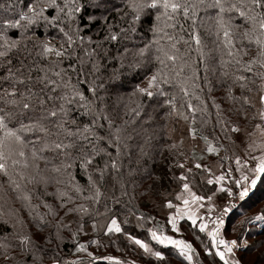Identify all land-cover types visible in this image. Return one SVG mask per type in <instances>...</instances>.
Returning a JSON list of instances; mask_svg holds the SVG:
<instances>
[{
    "label": "snow or ice",
    "instance_id": "1",
    "mask_svg": "<svg viewBox=\"0 0 264 264\" xmlns=\"http://www.w3.org/2000/svg\"><path fill=\"white\" fill-rule=\"evenodd\" d=\"M122 5L117 7L111 0H31L26 5L23 0H12L9 5L12 15L0 17V178H3L0 191L4 192L0 199H7L4 188L7 184L15 193V199L27 210L29 218L25 221L15 209L10 208L7 214L0 209V227L11 229L0 236V257L4 264H43L45 256L51 264H63L59 244L63 242L62 230L70 227L64 223V217L69 214L79 216V226L73 236L82 230L84 217L92 218L95 230L96 219L93 217L102 215L98 207L102 200L105 213L110 212L102 188L107 190L111 185L115 191L118 187L123 197L128 194L129 182L133 188L138 186L135 175L140 171L139 166L143 165L144 175H151L147 162L151 158L152 142L157 138L153 126L165 108L168 109L164 112L165 120L174 116L190 121L189 135L193 140L202 139L208 153L228 150L216 135L217 127L229 140L231 134L243 131L232 121V116H236L237 121L259 118L261 123L255 128L264 132V0H122ZM113 12L115 14L109 20ZM205 19L211 21L207 31L214 37L215 57L211 49L206 51L201 34ZM237 20L242 23H236ZM98 21L102 22L99 32L104 35L94 40L90 31ZM146 22L147 29L142 31ZM37 27L56 30L61 36L59 46L51 42L54 37L41 39L36 34ZM10 30L17 31L18 35L13 38ZM245 43L257 49L246 61L242 59L248 54ZM106 44L118 45L115 56L104 47ZM181 45L185 47L183 52ZM108 60H118L122 68L146 74L147 86L137 85L132 93L142 99L132 101L134 107L128 112L135 121V136L143 141L139 145L132 143L134 136L128 133L129 121L122 126L113 125L102 115L103 109L97 108V101L102 104L105 99L98 92L108 91V85L101 82L97 74L101 62ZM257 67L260 70H256ZM217 71L219 77L213 84L209 72L215 75ZM257 79L260 80L258 86ZM225 84V98L237 105L227 110L211 96L214 88ZM167 88L179 89V108L177 95ZM234 88H239V96L233 92ZM192 98L199 102L197 106L193 105ZM206 98L211 99V107L217 110L211 139L209 135L198 137L194 126L198 112L203 124H207L212 116ZM257 105V111L250 115L248 109ZM184 108L188 114L181 111ZM86 117L90 118V123H78ZM100 119L107 120V129L98 123ZM167 147L174 148L175 144ZM134 152H137V168L131 164ZM244 152L246 158L235 157V171L240 175L232 179L240 201L250 195L264 174V143L253 141L247 144ZM257 152L258 155L254 154ZM125 160L129 161L127 171ZM179 167L183 168L184 163ZM194 167L203 168L209 174L212 172L208 164L197 162ZM244 169L252 173L251 178ZM187 171L191 173L192 169ZM232 171L228 169L229 175ZM81 174L86 178V185L77 179ZM226 178L221 173L215 176V183ZM180 179L188 198L183 193L177 197L182 199L183 207L179 203L174 205L171 200L166 202L169 209H176L175 215L169 217L172 228L176 229L180 217L187 216L192 225L199 219V231L211 237V244L206 246V252L213 257L209 264H217L216 257L223 264H240L239 260L226 259V255L241 248L239 236L229 240L219 235L228 214L238 205L229 200L219 206L212 219L211 213L216 207L213 196L196 195L185 173L180 174ZM213 183L210 176L207 184ZM28 185L42 186L43 196L52 197L55 203L36 195L37 188ZM52 185H55L54 191L48 192ZM149 188L155 191L153 186ZM221 191L233 196L232 187ZM84 192L88 194L83 195ZM34 195L39 203H33ZM78 199L82 202L76 203ZM111 199L119 205L120 200L115 196ZM205 199L209 202L207 221L190 207H203L201 202ZM41 205L44 212L40 211ZM118 215L111 214L104 225L106 233L123 232ZM49 216L52 219H48ZM253 220L264 223V211L245 217L240 224ZM45 228L47 232H44ZM37 232L44 233L43 242L34 239ZM149 232L152 240L160 245H175L181 256L192 261L191 243L151 229ZM127 235L145 252L150 251L144 240L130 233ZM253 246L244 241V248ZM76 250L86 251V246L77 243ZM153 254L157 258L163 255L160 251ZM104 259L116 258L108 256Z\"/></svg>",
    "mask_w": 264,
    "mask_h": 264
},
{
    "label": "trees",
    "instance_id": "2",
    "mask_svg": "<svg viewBox=\"0 0 264 264\" xmlns=\"http://www.w3.org/2000/svg\"><path fill=\"white\" fill-rule=\"evenodd\" d=\"M31 2V1H29ZM112 4H114L117 7H122V0H111ZM91 11V9H89ZM10 13H12L10 11ZM50 15L53 13H49ZM115 13L109 15V20H111L112 15ZM97 16H99V13H96ZM201 17H204V13H200ZM101 21H98L96 24L92 25L90 34L92 35L93 39H99L104 35L103 32H99ZM211 23V21H208L205 19L204 28L201 29V34L204 36V44L206 45V51L208 49L212 50V54L215 57V45L213 43L214 37L211 36L208 31V25ZM236 23H242L241 21L237 20ZM246 26V25H245ZM147 29V22L144 25V29L142 31H146ZM36 34L43 39L47 34L44 32V30L41 29H35ZM99 32V35L97 33ZM51 37H54V35L57 38H61L60 34L53 29L51 32ZM10 35L15 38L16 35H18L17 31L10 30ZM150 38V37H149ZM58 46V45H57ZM104 47L108 48L111 52L112 56H115L117 54V48L118 45L114 44H106ZM239 47V45H238ZM244 47L247 48V55H243V60H248L251 56H254L256 54V47L251 46L248 47L245 43ZM181 51H185V47L181 45ZM218 58V57H217ZM215 63V61H213ZM211 67V65H210ZM256 70H260L258 67ZM201 74H203L201 70ZM100 77V81L108 85V91H99L98 95L101 97H105L102 104L97 101V108L103 109L102 115L107 116L108 120H111L113 125H124L125 121H129L128 124V133L130 135L134 136V139L132 141L133 145H139L143 143L142 139L140 137L135 136V133L133 132V125L135 123L134 118L128 114L129 109L134 107V104L132 101L137 99H142L138 96H132V93L137 85L140 86L142 82H146V74L143 72H136V71H130L127 67H121L120 62L117 60L113 62L112 60L108 61H102L99 73L97 74ZM210 79L212 80L213 84H216L217 77H219V71L216 72L215 75H212L211 72H209ZM110 77H113L110 79ZM73 81L75 82V76H73ZM147 83V82H146ZM260 84V80H256V85L258 86ZM227 88V84H225L223 87H217L214 88L211 96L215 97L216 103L221 105V108L224 110H227L229 107H236L237 105H233L231 101L225 98V91ZM167 91L170 93H173L177 95L178 97V108H179V98L181 96L179 89H173V88H167ZM233 92L235 95H240L239 88H234ZM253 92L255 93V86L253 87ZM89 99H93V97L89 96ZM206 102L208 104V112L212 114L211 118L209 119L207 124H203V120L200 116V113L198 112L197 120L195 123V127L198 130V137L200 135H209V138L211 139V133L213 131V125L215 124V113L216 109L211 107V99L206 98ZM192 103L194 106H197L199 102L192 98ZM75 107V106H73ZM259 108V105H257L256 108H250L248 109L250 115L254 114L257 109ZM168 109H164V111H161L159 113L158 123L154 125L153 127L157 130V138L153 140L152 147H151V158L148 159L147 162V168L149 169L151 175L147 176L144 175L143 172V165L139 166L140 171L136 173L135 175V183L138 185L137 187L133 188L132 183L129 182L128 186V194L126 196H121V192L119 188L117 187L115 191L112 190L111 185L108 186V189L105 190L102 188V191H105V197L107 198V207L110 209L111 213H119L117 216L118 222L121 224V227L123 229L122 233H106V230L104 228V224L102 226H99L98 224V217H94L96 219V228L93 230L92 227H86L84 229V225L82 230L76 235L73 236L71 242H68L66 238L64 239V242L62 244V249H68L70 253L72 251H76V246L73 243H83L82 239L83 237L88 238V241H96L95 243L89 242V244L86 246V257H82V260L88 259L89 261L82 264H123L124 261H118V260H112V261H103L100 260L101 256L99 254V258H92V255L95 253V251L104 250V248H111L115 249L114 245L112 244L113 241L116 242L117 246V252H120L123 256L127 255V253L135 252V254L138 257H144V255L141 254L139 250V246L135 247V243L133 245L126 243V237L128 233H130L132 236H136L139 239H143L148 241L147 243L153 244L151 239V233L149 234V229H153L152 231L158 230L160 232L168 231L173 232L171 224H169L167 217L161 213V202L160 200L163 199L168 192L170 191H179L180 187L182 186V181L180 179V174L183 172V169L179 167V164H181L187 157L193 155H188V150L193 149L195 150L197 142H194L189 146L188 142H185L183 140H179L178 134L180 132H184L186 136L190 138V135L188 133V127L190 125V121H185L183 119H179L177 117H170L167 120L164 119V112ZM181 111L185 112V114H188V110L186 108L181 109ZM75 115H78V113H74ZM232 121L239 124L242 130H249L254 124L261 123L259 118L252 119L250 121L246 120H239L237 121L236 116H232ZM78 123L81 125L84 123H90V118L86 117L83 120H79ZM99 124H103L104 128H108V122L107 120L100 119L98 121ZM203 125V127H202ZM138 130V129H137ZM216 135L219 137L220 141L224 144H229L230 146L235 145V137L234 134H231V140L226 139L224 137V134L221 133L220 128L217 127L215 129ZM104 133L102 132L101 135ZM171 137V138H169ZM199 141H202V139H196ZM234 141V143L232 142ZM233 144H232V143ZM175 144L174 148L167 147L168 145ZM138 151V150H137ZM210 153L207 152L206 148H203V151H201V154H197L195 152V157H193V160L196 161H202L204 164H208L211 166L213 174H217L219 168H220V161L216 160L214 157L210 158ZM212 156V155H211ZM137 159V152H134L131 157V164L133 168H137L136 164ZM125 164V171H127V165L129 164L128 160L124 161ZM186 163H184L185 165ZM43 166V165H42ZM189 168L192 169L191 173L188 171H184L188 176V182L191 186V184H198L200 181L204 180L206 178L205 174L209 173L201 169H196L195 167H192L193 164L189 163ZM188 168V169H189ZM261 176H264L262 174ZM3 178H0L2 180ZM77 179L80 181L81 184L86 185L87 181L86 178L83 177V175H78ZM153 186L155 191L151 190L149 186ZM29 188H37V194L39 196H43V187L42 186H36V185H28ZM4 188L7 190V199H0V209L3 210L4 213H7V211L11 209L18 210L21 216L25 219V221H28V212L26 209L22 207V204L20 201L15 199V193L12 192V190L8 187L7 184L4 185ZM55 187H48L47 191L52 192L54 191ZM87 192H84L83 195H85ZM146 193V194H145ZM264 194V191H263ZM262 194V195H263ZM36 195L33 196V203H37ZM259 195V193L257 194ZM0 196H4V192L0 191ZM112 196H115L118 200H120L119 205L115 204L113 200L111 199ZM260 196L256 198L257 201L261 200L259 199ZM50 199H53L52 197H49ZM79 200V199H78ZM81 201V200H80ZM256 201V202H257ZM256 204V203H255ZM91 207H97L96 205H90ZM101 208V209H100ZM100 213L105 217V223L107 221L108 214L105 213V208L103 206V200L101 201V204L99 206ZM40 211L43 212V209L40 207ZM137 211V212H136ZM238 211V210H237ZM134 213H136L134 215ZM128 214V215H127ZM101 215V216H102ZM238 214L236 213V209L230 213L228 216L223 232L227 236L234 235L233 232L235 231L233 223L236 220V217ZM140 217L138 219L137 217ZM100 217V216H99ZM166 217V220H165ZM143 218V220H141ZM183 225L185 227V230L187 232H193L196 236H190V234H186L185 237L182 235L180 238L176 239H186L187 241H191L192 244H194L193 250H198L199 257L202 255L204 256L206 251H204L201 248V241L202 239V232L199 230H195L194 227H190L185 220L182 221ZM84 224L91 225L92 226V220L88 223H85V219L83 220ZM238 223V222H237ZM241 225V224H240ZM167 226V227H166ZM166 227V228H165ZM247 227V226H246ZM78 228V227H77ZM188 228V230H187ZM244 229V228H243ZM34 230V229H33ZM8 230V228H2L0 227V236H3L4 232ZM70 232L73 234L74 232H77V229L70 230ZM86 232V233H85ZM250 231L249 235L247 232L245 234L249 236V239H251V245H254L253 247H250V251H253L255 249H258L259 246L261 247V250L259 252L258 258L256 259L255 264H262L264 263V228L262 231H255L251 233ZM199 233V234H198ZM114 234V235H111ZM145 234V236H144ZM243 234V233H241ZM236 237L239 236L241 238V235L239 233L235 235ZM263 236V237H262ZM188 237H191L190 240H188ZM198 237V240H197ZM78 238V241L75 242V239ZM116 238V239H115ZM193 238V239H192ZM204 238V237H203ZM248 238V237H247ZM262 238L261 240H259ZM105 243L111 244L109 247H106ZM73 244V245H72ZM159 244L157 241H154V245ZM72 245V246H71ZM71 246V247H70ZM197 246L199 247L197 249ZM128 247V248H127ZM94 248V249H93ZM158 249L162 252V257L159 258L156 261H153L150 257L151 254L146 258L148 262H153L156 264H169V262H166L168 258H175L176 260H179V257H183L179 254V250L174 245H160ZM88 253H91L92 255H88ZM45 258V257H44ZM183 259H185L183 257ZM182 259V260H183ZM213 257H210V260H212ZM217 261V264H223L222 261H219V258H215ZM242 259V258H241ZM81 260V258H80ZM203 261V260H202ZM185 262H188L185 260ZM204 263L207 264V262L204 260ZM66 264V263H64ZM209 264V263H208Z\"/></svg>",
    "mask_w": 264,
    "mask_h": 264
},
{
    "label": "rangeland",
    "instance_id": "3",
    "mask_svg": "<svg viewBox=\"0 0 264 264\" xmlns=\"http://www.w3.org/2000/svg\"><path fill=\"white\" fill-rule=\"evenodd\" d=\"M29 1H31V0H23L25 5L27 3H29ZM10 3H12V0H0V17H8V16L12 15V13H10V10H9ZM36 29L44 30V32L47 34L48 37H51V34H52L51 32L53 31V29L45 30L43 27H37ZM60 41H61V38H57L54 35V39H52L51 42L53 44L59 46ZM146 82H142L140 84V87H146L147 86ZM255 125L256 124H254L249 130H243L240 134H234L235 145L230 146L229 144L224 143V145L227 146V149H228L227 151H225L224 149H221L219 154H216V153L208 154L210 158L214 157L216 160L220 161V165H219L220 168L218 170H216V171H218L217 174L211 173L209 175V177L207 176L208 174H205L206 178H204V180L200 181L197 185L196 184H191V186H190L192 188V191L195 192L196 195H204V196L212 195L213 196V203H214V205H216V207L214 208L213 212L211 213V218L212 219L215 218L217 212L219 211V206L220 205L226 204L229 200H231V198L234 195H236L237 198H238V195H237L238 189L232 183V179L233 178H239V175H240V173L238 171H235V169L237 167L236 163H235V157L237 155H240L242 157V159L246 158L244 149L247 146V144L253 143V141H255V143H264V132H262L261 130L256 129ZM262 127H264V125H262ZM249 134H251V135H249ZM178 138H179V140H183L185 142H188L189 146H191V144H193L194 142H197L195 150L190 149V148L188 150V152H189L188 155H193V157H195V152H197V154L199 156V154H201V151H203V148H206L205 144H204V141L203 142L199 141V140L192 141L186 136V134L184 132H180L178 134ZM190 138L192 139L191 136H190ZM197 139H199V138H197ZM241 141H244V143H241ZM254 154L258 155L259 153L257 152V153H254ZM193 157L189 156L182 162V163H186L184 165V167L182 168L183 172L188 170V168L190 167L189 163L193 164L192 167H194L195 163H197V162H199L201 164H204L202 161L193 160L192 159ZM249 164L251 165V161H249ZM229 168L233 169V171H232V173L230 175L228 173V169ZM244 170H245V173L247 175H249V177L251 178L252 173L247 171V169H244ZM221 173L225 174L226 177H228V178H226L225 180H223L219 184H217V183H215V179L214 178H215V176H218ZM210 176L214 180V183L211 184V185L207 184V179L210 178ZM249 183H250V181H249ZM49 187H53L54 188L55 185H52V186H49ZM228 187H232L233 188V196L232 197H229L226 191H221L222 189H226ZM263 191H264V176H261L257 180L256 188L252 189L250 195L247 198H245L244 201H240L239 204H237L238 206L235 208L236 209V213L238 214L237 215L238 217H236L237 221H235L233 223L234 228H235V231L233 232L234 235L227 236L223 232V228L224 227L221 229V232H220L219 235L221 237L227 238L229 240L237 238L235 235H237L238 233H239V235H241V238H240L241 248L237 249V250H234L233 254L226 255V259H229L230 261L233 260V259L239 260L240 264H255L256 263V259H260V258H258V255H257V254H259V252L261 250L260 246H259L258 249L250 251L249 250L250 248H247V249L244 248L243 244H244V241L247 240V243L249 245H251V243H250L251 239H249V236H247L245 234V232H247V234L249 235L250 231H252L251 233H253L255 231H259V230L262 231L263 228H264V223L253 220L251 223L240 225V221L244 220L245 217H252L253 214H259L262 211H264V194H263ZM181 193L184 194L185 198H188V194L184 193V190H183V188L181 186L179 191L178 190L177 191H170V192L167 193V195L163 199L160 200V202L162 203L161 204V213L167 217L168 222H169L170 215H175L176 209L175 208L169 209L167 207V203L166 202L168 200H171L174 205L179 203L180 206L183 207L182 199L181 200L177 199V197ZM258 193H259V195H257ZM87 194L88 193H86L85 195H87ZM258 196H260L259 199H261L259 201L256 200V198ZM42 198L47 200L49 203H53V204L55 203L54 199H50L48 196H42ZM81 202L82 201H80V200L76 201V203H81ZM37 203H39V200H37ZM201 203L203 204V207H198L196 205H191L190 207L192 208L193 211H195L197 213V215L199 217H203L207 221L209 219V213H208V210H207L209 202L207 201V199H205ZM40 207L43 209V212H44L45 209L43 208V205H41ZM100 209H99V211H100ZM8 211H7V213H8ZM7 213H5V214H7ZM241 213H243V215H241ZM107 214H108V217H107L106 223L110 220V216H111L112 213L109 212ZM135 214L136 213H134V215ZM61 215H63V213H61ZM105 217L106 216H104V215L98 217L99 226H102L103 224L104 225L106 224L105 223V220H106ZM166 217H165V220H166ZM137 218L140 219V217H137ZM48 219H52V218L49 216ZM84 219H85V223H88V222H90L92 220V218H89V217H84ZM141 220H143V218ZM183 220H185L190 227H194L195 230H199V223H200L199 219L197 220V224L196 225H192L191 220H189L187 218V216H184V217H180V218L177 219L176 229L172 228L173 232L170 233L168 231H163V232H160L158 230H155V231H157L158 233L165 234V235L173 236L174 239H176V237L180 238L182 235L185 237L186 234H190V236H196L195 234H193L192 231L191 232L190 231L187 232L185 230V227H184L183 222H182ZM78 221H79V216L77 214H69L68 216L64 217V223L65 224H69L70 227L64 228L62 230L63 242H64L65 238L67 239V240H65V242L66 241L71 242L70 240H72V239H70V238L73 237V234L70 232V230L77 229V227L79 226ZM83 225H84V229L86 227H92L91 225H87V224H84V223H83ZM8 230H10V232H11L10 228H8ZM151 230H153V229H151ZM187 230H188V228H187ZM34 231H35V229H34ZM47 231H48V229L45 228L44 232H47ZM241 233H243V234H241ZM149 234H150V232H149ZM43 235H44V233L37 232V234L34 236V239H37V240L43 242ZM111 235H114V234H111ZM144 236H145V234H144ZM202 236L204 238L202 237L203 241H201L200 245H201V248L204 251H206V246L211 244V237H209L206 232H203ZM125 237H126V241L125 242L128 243V244L133 245V242L128 238V235L125 236ZM190 239H191V237H188V240H190ZM261 239L262 238H260L259 240H261ZM141 240H143V239H141ZM183 240H185L188 243H191V241H187L185 238ZM197 240H198V237H197ZM76 241H78V238L75 239V242ZM82 241H83L84 245H87V244H89V242L91 240L88 241V238L83 237ZM144 241H145V243L148 242L146 240H144ZM63 242L59 244V254L61 256L63 264L64 263H66V264H82V263H86V262L89 261L88 259L82 260V257H86V253L84 251H79L78 252L76 250L75 252L72 251V253H70L69 252L70 249H68L69 247H67L66 249H62ZM152 243L153 244L147 243L149 245V248H150L149 252H145L139 245L135 244V247L139 246V250H140L141 254L144 255V257H147V256H149L151 254L152 257H150V258L153 261H156L159 258L155 257L153 253L156 252V251H160L158 249L159 244L154 245V241H152ZM73 244H75V246L77 245V243H73ZM112 244L114 245L115 249L104 248L103 252H102V250L95 251V253L92 255V258L95 259V256H96V258H99L101 256L100 260L112 261V260L104 259V257L111 256V257H115L116 258L115 260L124 261L123 264H156V263H153V262H148L146 260V258H144V257H142V258L138 257L135 254V252L127 253V255L123 256L120 252H117L118 251L117 250V246L118 245L116 244V242L113 241ZM105 245H106V247H109L111 244L105 243ZM191 245H192V248L194 249L195 245L192 244V243H191ZM52 246L53 245H49V247H52ZM198 248L199 247L197 246V249ZM199 250L200 249H198L197 251L193 250V252H192V256H193L192 261H188L183 256L185 259H183V257H179L180 261L176 260L175 259L176 257H175V258H168L166 260V262H169V264H206V263L203 262L205 260L207 262V264H208L209 261H211L210 257H212V256L208 255V253H205L204 256L202 255L201 257H199V254H198ZM213 251H214V249H213ZM96 252L100 253V256ZM48 255L51 256V253H49ZM80 258H81V260H80ZM185 260L188 261V262H185ZM0 264H4L3 257H0ZM43 264H51V261L48 259L47 256H45V258H43ZM262 264H264V263H262Z\"/></svg>",
    "mask_w": 264,
    "mask_h": 264
},
{
    "label": "built area",
    "instance_id": "4",
    "mask_svg": "<svg viewBox=\"0 0 264 264\" xmlns=\"http://www.w3.org/2000/svg\"><path fill=\"white\" fill-rule=\"evenodd\" d=\"M231 200H232V202L234 203V204H239V202H240V200L237 198V196L236 195H234L232 198H231ZM233 212V211H232ZM230 215V213L228 214V216ZM228 216H227V218H228ZM227 218H226V220H227ZM226 222V221H225ZM95 258H96V256H95Z\"/></svg>",
    "mask_w": 264,
    "mask_h": 264
}]
</instances>
